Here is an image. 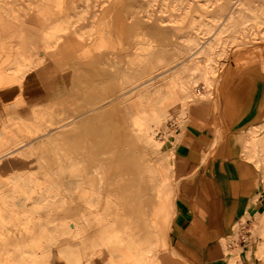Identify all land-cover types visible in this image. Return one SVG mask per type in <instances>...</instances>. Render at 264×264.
<instances>
[{
    "label": "rangeland",
    "instance_id": "374dc122",
    "mask_svg": "<svg viewBox=\"0 0 264 264\" xmlns=\"http://www.w3.org/2000/svg\"><path fill=\"white\" fill-rule=\"evenodd\" d=\"M39 16L42 36L0 62V107L14 115L0 120L11 158L0 165V226L15 238L52 211L57 244L89 264L118 246L134 264H161L155 232L166 226L155 218L168 210L154 201L176 180L168 154L195 101L217 110L231 62L258 52L264 71V0H0V55L23 23L37 33ZM248 132L260 183L264 120ZM254 215L248 249L264 259V213Z\"/></svg>",
    "mask_w": 264,
    "mask_h": 264
},
{
    "label": "crops",
    "instance_id": "0c3cea01",
    "mask_svg": "<svg viewBox=\"0 0 264 264\" xmlns=\"http://www.w3.org/2000/svg\"><path fill=\"white\" fill-rule=\"evenodd\" d=\"M38 18V32H28L31 28L25 31L23 23L15 42L1 52L0 62L15 57L20 50L16 48L26 47L28 39L42 36L41 17ZM8 38L13 39L14 34ZM259 60L257 52L255 60L240 58L230 63L223 87L215 95L216 111L202 100L195 101L187 111L186 129L179 132L174 146L171 171L175 169L176 180L163 201L157 195L154 201L157 211L164 205L168 210L166 216L155 218L159 227L166 226L165 234L155 232L160 241L157 257L161 264H253L254 259L264 262L263 257L251 260L257 247L251 250L239 244L235 263L224 246L241 217L264 213L259 212L257 197L260 186L264 193L262 174L259 183L258 167L244 153L251 132L247 138L245 133L264 120V71ZM1 110L5 118L0 120L14 116L2 107L0 114ZM10 159L0 153V165H9ZM48 214L44 220L30 224V233L22 231L15 238L10 234L11 227L7 230L0 226V264H89L90 255L77 252L65 241L57 244L54 212ZM3 219L8 223L7 216ZM25 219L22 216L17 223ZM130 257L122 246L114 251L102 247L94 264H134Z\"/></svg>",
    "mask_w": 264,
    "mask_h": 264
},
{
    "label": "bare ground",
    "instance_id": "6f19581e",
    "mask_svg": "<svg viewBox=\"0 0 264 264\" xmlns=\"http://www.w3.org/2000/svg\"><path fill=\"white\" fill-rule=\"evenodd\" d=\"M206 81H208V80H206ZM207 85L210 86V83H208ZM207 85H206V87H208ZM180 114L181 115H185V111H181ZM248 141L250 142V144L252 143L251 140H248ZM174 146H175V144H174ZM173 157H174V151H173V149H171V151L168 154V169L169 170H171L172 166H173V164H172ZM262 216H264V215H262ZM248 217L255 218L256 222L255 221L252 222L254 227H253V229L250 228L249 232L251 233V230H253V232L256 233V229L258 227V220H257L256 216L254 214H252L251 216L249 214H246L244 217H241V219L237 223H235V225L233 226V233L226 239V242L224 243V246H225V249H226V254L229 255L231 260L233 262H235V263L238 261L239 251H233V250H235L237 248L240 249V247L236 244L234 249H230L227 246V241L230 240L231 238H237L242 224L247 220Z\"/></svg>",
    "mask_w": 264,
    "mask_h": 264
},
{
    "label": "built area",
    "instance_id": "2783aa9c",
    "mask_svg": "<svg viewBox=\"0 0 264 264\" xmlns=\"http://www.w3.org/2000/svg\"><path fill=\"white\" fill-rule=\"evenodd\" d=\"M247 222H249V220H246L242 224L241 229L239 231L240 234L238 233L237 238H231L230 240H228L227 245H229V246L234 245L235 246L236 244L237 245L241 244V245H245L247 248V246L250 244V241H249L248 235H247L249 233L248 227H247V225H248ZM249 224H252V222H249Z\"/></svg>",
    "mask_w": 264,
    "mask_h": 264
}]
</instances>
